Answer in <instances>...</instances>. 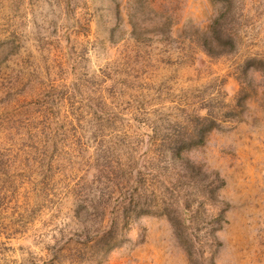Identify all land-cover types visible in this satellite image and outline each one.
<instances>
[{
  "label": "rangeland",
  "instance_id": "obj_1",
  "mask_svg": "<svg viewBox=\"0 0 264 264\" xmlns=\"http://www.w3.org/2000/svg\"><path fill=\"white\" fill-rule=\"evenodd\" d=\"M0 264H264V0H0Z\"/></svg>",
  "mask_w": 264,
  "mask_h": 264
}]
</instances>
